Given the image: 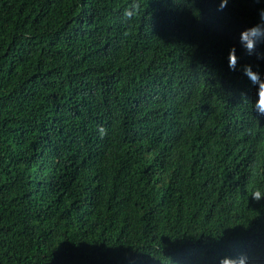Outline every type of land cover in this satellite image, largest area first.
I'll use <instances>...</instances> for the list:
<instances>
[{
	"label": "trees",
	"instance_id": "16d2710c",
	"mask_svg": "<svg viewBox=\"0 0 264 264\" xmlns=\"http://www.w3.org/2000/svg\"><path fill=\"white\" fill-rule=\"evenodd\" d=\"M221 3L0 0V264H264V0Z\"/></svg>",
	"mask_w": 264,
	"mask_h": 264
},
{
	"label": "clouds",
	"instance_id": "9594fccd",
	"mask_svg": "<svg viewBox=\"0 0 264 264\" xmlns=\"http://www.w3.org/2000/svg\"><path fill=\"white\" fill-rule=\"evenodd\" d=\"M227 0H222L221 8L225 7ZM138 13V4L134 3L130 8H126L123 13V19L125 21H131L135 15ZM264 18V13L261 14ZM260 39H264V25H257L251 29L243 31L241 34V43L243 46L251 53L254 51L255 43ZM237 63V57L235 55V49H232L229 54V67L235 69ZM245 74L250 77L251 81L258 85V99L252 104L253 109L259 114L264 115V80H261L258 73H254L250 66H246ZM100 134L104 135L106 130L100 128ZM252 199L255 201H260L264 199V192L257 189L254 190ZM219 264H250V259L247 255L241 254L237 257H223L219 260Z\"/></svg>",
	"mask_w": 264,
	"mask_h": 264
}]
</instances>
